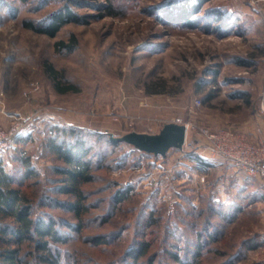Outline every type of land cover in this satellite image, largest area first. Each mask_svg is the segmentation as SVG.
I'll use <instances>...</instances> for the list:
<instances>
[{
	"label": "rangeland",
	"instance_id": "obj_1",
	"mask_svg": "<svg viewBox=\"0 0 264 264\" xmlns=\"http://www.w3.org/2000/svg\"><path fill=\"white\" fill-rule=\"evenodd\" d=\"M186 1L0 0V129H29L0 161L20 178L17 157L31 158L28 180L50 196L35 215L53 219L64 238L52 246L58 264H133L139 241L149 246L138 264H178L173 254L190 264H264V186L215 163L193 175L197 128L264 126V0H206L193 25L173 19ZM67 9L73 16L54 36L24 25L46 27ZM71 36L70 50L56 45ZM46 62L78 90L58 92ZM176 119L189 124L186 140L165 157L109 143L108 133H157ZM51 138H80L87 148L81 224L57 206L72 198L54 190L62 174L53 167L67 165L48 149ZM118 190L126 195L115 203ZM210 227L219 238L194 256L197 235ZM97 236L105 242L95 244ZM22 254L23 264H46Z\"/></svg>",
	"mask_w": 264,
	"mask_h": 264
},
{
	"label": "trees",
	"instance_id": "obj_2",
	"mask_svg": "<svg viewBox=\"0 0 264 264\" xmlns=\"http://www.w3.org/2000/svg\"><path fill=\"white\" fill-rule=\"evenodd\" d=\"M20 1L23 2L26 0ZM205 1L187 0L186 3L180 6V18L177 15L172 18L184 21L187 25H193L192 16L197 13ZM72 16L73 14L67 9L66 12L55 15L46 27L38 28L32 22L28 21H25L24 25L34 31L54 36L58 29L68 19L70 20ZM221 20L222 18L220 16L216 18L217 23ZM73 42H75V37L71 36L69 42L59 40L56 42V45L70 50L74 46ZM45 69L50 78L53 81L55 80L54 86L58 92L65 93L78 90L74 84H62L57 79L58 72L53 69L50 63H45ZM28 135L29 133L24 132L14 137L13 142L20 143L27 140ZM108 140L110 144L117 145L110 141L109 135ZM46 145L58 159L67 165V168L53 167V171L62 174L59 180L61 186H57L58 188L54 190L69 195L72 200L59 201L57 206L64 208L66 211H71L74 218L81 224L83 223L84 212L87 210V205L85 204L86 197L81 185L92 179V176L89 174L90 162L84 159L87 155V148L80 138H77L70 145H64V143L57 144L51 138ZM17 161L20 163V168L23 173L20 178L14 172L5 170L0 161V264H23L22 252L24 249L40 263L58 264V257L56 253H53L52 246L54 242H60L64 238L56 229V224L53 219H46L42 216L35 215V208L41 206L44 201L49 200L50 196L45 192L46 189L41 188L39 180H28L31 176H35L31 158L29 156H22L21 153V156L17 157ZM40 190L41 192H39ZM42 190L45 191L42 192ZM125 195V191L118 190L114 195V202L117 203ZM235 214L236 211L232 213V216ZM232 216L226 217L228 220H231ZM78 227L80 228V226L77 225V230ZM218 233L215 227H210L209 230L203 233V236L198 234L193 255L197 256L199 254V249L202 247L203 242L217 240L219 238ZM93 242L99 244L105 241L102 236H97L93 239ZM254 245L255 243L253 241L247 247H253ZM148 246V242L139 241L136 248L131 249L128 255L132 258L133 264H138L137 259L146 252ZM172 256L178 264H190L183 261L177 254H173Z\"/></svg>",
	"mask_w": 264,
	"mask_h": 264
},
{
	"label": "built area",
	"instance_id": "obj_3",
	"mask_svg": "<svg viewBox=\"0 0 264 264\" xmlns=\"http://www.w3.org/2000/svg\"><path fill=\"white\" fill-rule=\"evenodd\" d=\"M184 124L186 132L189 128L188 123ZM23 122H18L9 130L0 129V152L6 150L13 144L14 137L29 132L24 128ZM264 126L257 125L254 133L237 131L231 127L209 129L199 127L196 129L198 138L196 149L198 154L205 158L225 162L232 170L242 171L248 176L254 177L264 186ZM147 185H152L153 180L148 177Z\"/></svg>",
	"mask_w": 264,
	"mask_h": 264
},
{
	"label": "water",
	"instance_id": "obj_4",
	"mask_svg": "<svg viewBox=\"0 0 264 264\" xmlns=\"http://www.w3.org/2000/svg\"><path fill=\"white\" fill-rule=\"evenodd\" d=\"M113 144L125 143L135 149L165 157L168 150H182L186 140V127L184 124L175 122L165 123L157 133L129 131L120 136L108 133Z\"/></svg>",
	"mask_w": 264,
	"mask_h": 264
},
{
	"label": "crops",
	"instance_id": "obj_5",
	"mask_svg": "<svg viewBox=\"0 0 264 264\" xmlns=\"http://www.w3.org/2000/svg\"><path fill=\"white\" fill-rule=\"evenodd\" d=\"M259 124V123H258ZM257 127V126H256ZM256 127H254L252 130H246V129H243V128H235V130H237V131H245V132H250V133H254V129L256 128ZM231 128H233V127H231ZM234 129V128H233ZM263 131H264V128H263ZM264 137V136H263ZM184 146V145H183ZM183 149V148H182ZM198 161L200 162V163H198L196 166H195V171H194V173H193V175H196V174H198L200 171H201V169H204V168H202V166H204V167H206V168H208V167H211V166H213L214 165V163H215V166L217 167V168H222V169H224V170H226V171H229V170H232L225 162H222L221 160H214V159H211V158H209V157H205V158H203V157H201L200 155H199V158H198ZM233 172V171H232ZM196 173V174H195ZM236 175V174H235ZM202 176V175H201ZM233 176L234 175H232L231 173L230 174H228V180L226 179V181H229V185H231L230 183L233 181ZM201 179H203L202 177H201ZM230 186H229V188H226L225 187V191H226V193L227 192H229L230 191Z\"/></svg>",
	"mask_w": 264,
	"mask_h": 264
}]
</instances>
